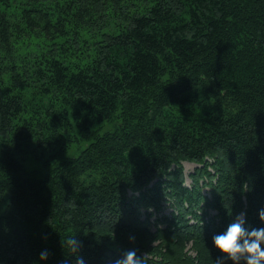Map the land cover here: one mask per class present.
<instances>
[{
  "label": "trees",
  "instance_id": "trees-1",
  "mask_svg": "<svg viewBox=\"0 0 264 264\" xmlns=\"http://www.w3.org/2000/svg\"><path fill=\"white\" fill-rule=\"evenodd\" d=\"M0 46V264H214L264 227V0H0Z\"/></svg>",
  "mask_w": 264,
  "mask_h": 264
},
{
  "label": "clouds",
  "instance_id": "clouds-1",
  "mask_svg": "<svg viewBox=\"0 0 264 264\" xmlns=\"http://www.w3.org/2000/svg\"><path fill=\"white\" fill-rule=\"evenodd\" d=\"M245 213L241 212L228 224L226 230L220 234L212 236V244L223 254L217 256L214 264H264V227H245ZM259 219L264 221V208L258 213ZM130 241H135L134 236L129 237ZM67 246L71 253L76 255L75 264H84L83 258L78 255L81 243L70 236L66 241H62V246ZM48 257L47 250L40 253V259ZM114 264H146V256H138L137 251H124Z\"/></svg>",
  "mask_w": 264,
  "mask_h": 264
},
{
  "label": "rangeland",
  "instance_id": "rangeland-1",
  "mask_svg": "<svg viewBox=\"0 0 264 264\" xmlns=\"http://www.w3.org/2000/svg\"><path fill=\"white\" fill-rule=\"evenodd\" d=\"M45 11V18L49 19L52 18V16H49L51 14L50 10H54V6L52 3L47 4L44 8ZM12 18V17H11ZM44 16H35V15H31V20L33 22V26H32V30L29 29L28 26L25 25V23H23L22 19H20L19 17H15L12 18V20H14V22H17V24H21V28L22 31H24L27 35H25V33H21L16 35L15 38V49H19L16 50L20 52V54H18V56H25L27 57L28 55H30V53L32 52H40V50H44L47 49L48 46L50 45L49 40L44 36V33L41 32L44 20H45ZM20 21V22H18ZM52 44V43H51ZM1 46H0V52H2L3 50H1ZM12 54V52L10 53ZM10 58H7L8 60L6 62H4V64L1 63L0 66H5V72H4V78H8L7 79V83H10L9 78H13V70H14V66H15V59H14V55H10ZM18 70H20V68H18ZM2 78V77H1ZM6 86V85H4ZM25 165L29 168H32L35 165V162L32 160L31 156H28L25 160ZM185 166H186V170L187 173H189V171L193 170L196 166L195 163H190V162H184ZM186 182L189 184L191 182V178L188 176ZM10 198L9 193H7L4 196V200L2 202H0V214H2L5 211L6 208V204L8 202Z\"/></svg>",
  "mask_w": 264,
  "mask_h": 264
}]
</instances>
